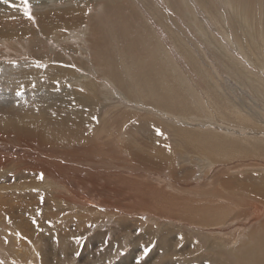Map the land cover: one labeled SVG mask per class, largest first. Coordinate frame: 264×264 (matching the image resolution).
Masks as SVG:
<instances>
[{
	"label": "rangeland",
	"instance_id": "obj_1",
	"mask_svg": "<svg viewBox=\"0 0 264 264\" xmlns=\"http://www.w3.org/2000/svg\"><path fill=\"white\" fill-rule=\"evenodd\" d=\"M22 1L0 0V264H127L126 237L177 264L170 232L264 264V0H48L50 37L7 42Z\"/></svg>",
	"mask_w": 264,
	"mask_h": 264
},
{
	"label": "bare ground",
	"instance_id": "obj_2",
	"mask_svg": "<svg viewBox=\"0 0 264 264\" xmlns=\"http://www.w3.org/2000/svg\"><path fill=\"white\" fill-rule=\"evenodd\" d=\"M36 1V0H35ZM23 2V1H22ZM38 6V5H37ZM32 7V6H31ZM36 9V8H35ZM72 16V15H71ZM60 22V21H59ZM245 36H247V35H245ZM245 38H247V37H245ZM245 48V47H244ZM259 50V49H258ZM218 56V55H217ZM76 109V108H75ZM58 117V116H57ZM99 118V117H98ZM79 119V118H78ZM93 119V118H92ZM48 123H54V120L53 121H49ZM82 124H83V122H82ZM46 125H47V123H46ZM10 127H12L11 129L12 130H10V132H15V128H14V126L11 124L10 125ZM79 126H76V128H78ZM151 127H154V124H152V123H143L142 125H140V126H138V127H136V130H138V131H145L146 130V132H147V129H150ZM46 128L47 129H44V128H39L38 126H35V127H33V128H31V129H29L27 132H26V136L27 137H30V138H33L34 140H37L38 142H40L41 144H51V143H53V139L51 138V137H49L48 136V131L47 130H49V126H46ZM157 128V127H156ZM151 130V129H150ZM151 132V131H150ZM153 132H157V131H153ZM144 133V132H143ZM152 133V132H151ZM12 134V133H11ZM153 134H155V133H152L151 135H153ZM158 136H159V131H158ZM54 135V134H53ZM144 135H145V133H144ZM149 136V135H148ZM155 136V135H154ZM145 137L146 136H144V139H145ZM150 138V137H149ZM156 138H157V136H156ZM147 139V138H146ZM153 139V138H152ZM158 139H160V138H158ZM158 142V141H157ZM156 143V142H155ZM161 143H163L162 142V140H160L159 141V143H157L156 145H154L152 142H150V141H145V140H143V141H141L140 142V145L141 146H143L144 148H146L147 150H149L150 152H151V154H153L154 156H156L157 157V159L159 158V146H161V145H163V144H161ZM159 144H161V145H159ZM162 148H163V146H161V150H162ZM148 151V152H149ZM155 153V154H154ZM160 153H161V151H160ZM148 154V153H147ZM152 155V156H153ZM149 157V156H148ZM136 159L137 160H139V161H143V160H145L146 162L145 163H148L150 166H152L153 168H154V165L156 164V162L157 161H155V160H148V158H147V160H146V158L145 157H143V156H141L140 154H136ZM165 169V168H164ZM45 170H47V169H45ZM157 171V170H156ZM143 173V172H142ZM138 181V180H137ZM141 184V183H140ZM138 185H139V183H138ZM230 185H231V181L229 180V181H226L225 182V186L226 187H230ZM134 186V185H133ZM144 186V185H143ZM250 186V185H249ZM139 188H141V186L139 187ZM147 188V187H146ZM242 188V187H241ZM248 188H250V187H248ZM142 189V188H141ZM244 191H246V190H244ZM253 192H254V194L256 195V196H258V197H260V195H261V190H260V188L258 189V188H256V189H253ZM144 193H145V191H144ZM133 197H134V195H133ZM260 199L261 200H263L264 201V198H261L260 197ZM263 209V208H262ZM261 209V210H262ZM262 213V212H261ZM209 217V216H208ZM203 218V217H202ZM259 219V218H258ZM177 222V221H176ZM222 222V221H221ZM264 222V221H263ZM171 224V223H170ZM204 225V224H203ZM143 230V229H142ZM136 231H138V230H136ZM147 231H148V229H147ZM158 231V230H157ZM128 232H130V231H128ZM150 232V231H149ZM167 233V232H166ZM169 233V232H168ZM147 234V233H146ZM173 233H169V234H164V235H162V238H158V237H160V236H158L157 234L154 236V238L152 239V240H154L153 242L155 243V245H156V247L158 248L159 247V249L161 250V251H164V253L165 252H168V251H170L171 249H172V247H174V249H172L173 250V253L175 252V254H176V257H177V259H175L174 260V262L175 263H177V264H181V261L183 260V259H185V258H189L190 256H192V255H196V254H198L197 255V257H195L194 259V262H195V264L196 263H198L199 264V262H200V260L201 259H203V256L199 253V248L197 247L198 245H196L195 244V242L194 241H192V240H189L187 237V239L185 238V236H176V238L175 239H173V241L172 240H170V239H172V235ZM153 235V234H152ZM141 236V235H140ZM99 237V236H98ZM104 238H105V236H103ZM126 237V236H125ZM171 237V238H170ZM144 238H146V237H144ZM174 238V237H173ZM119 239V238H118ZM114 241H112V242H114V243H119L120 242V240L121 239H119V241L118 240H115V239H113ZM124 241H125V243L124 242H122V243H124V249L126 250H128L127 252H125L126 254L122 257V258H120V263H127V264H131L132 262H133V259H135L136 258V256H137V252H138V246H139V244H140V239L137 237L136 239H131L130 237H126L125 239H123ZM64 241H60L59 243H63ZM148 242V241H147ZM149 243H150V241H149ZM176 243V244H175ZM219 243V242H218ZM142 245V244H141ZM57 246H58V244H57ZM115 246H116V244H115ZM70 247V246H69ZM118 247H121V245L119 244V246ZM113 248V247H112ZM114 248H117V247H114ZM141 248V247H140ZM146 248V247H145ZM110 249V248H109ZM123 249V248H122ZM115 250V249H114ZM113 250V251H114ZM119 250V249H118ZM142 251H144V250H142ZM151 251V250H150ZM156 251V250H155ZM118 252V251H117ZM145 253V252H144ZM150 253V252H149ZM153 254V253H152ZM157 254V253H156ZM139 255V254H138ZM147 255V254H146ZM118 256V255H117ZM149 256V255H148ZM166 256V255H165ZM150 257H151V255H150ZM143 258V257H142ZM140 259V258H139ZM151 259V258H150ZM143 260H146V259H143ZM149 260V259H148ZM209 260V259H208ZM189 261V260H188ZM209 261H212V263H213V261L214 260H212V259H210ZM261 261V262H260ZM138 263H139V260L137 261ZM152 262V261H151ZM184 262V261H183ZM185 262H187V261H185ZM202 262V261H201ZM248 262V261H247ZM253 263H254V261H253ZM133 264V263H132ZM183 264V263H182ZM221 264H223V263H221ZM255 264H263V259H260V260H257L256 262H255Z\"/></svg>",
	"mask_w": 264,
	"mask_h": 264
},
{
	"label": "crops",
	"instance_id": "obj_3",
	"mask_svg": "<svg viewBox=\"0 0 264 264\" xmlns=\"http://www.w3.org/2000/svg\"><path fill=\"white\" fill-rule=\"evenodd\" d=\"M66 6H63L62 9L68 8L70 9H76V10H92L94 9V6L96 5V1L99 2V0H63ZM91 1V2H89ZM49 3L48 0H28V5L30 6V13L31 16H29L25 11V5L24 3L19 2L20 6V16L18 17L17 25L15 26L12 33H14V36H7L3 40L7 42H23V44H34L37 37L43 38V40L46 41L47 38L50 37V34H46V28L48 26H51V14L44 13L40 16H35L34 12H45L49 6L47 5ZM38 4V6L36 5ZM32 6V7H31ZM36 8V9H35ZM36 26L39 27V29H36Z\"/></svg>",
	"mask_w": 264,
	"mask_h": 264
},
{
	"label": "snow or ice",
	"instance_id": "obj_4",
	"mask_svg": "<svg viewBox=\"0 0 264 264\" xmlns=\"http://www.w3.org/2000/svg\"><path fill=\"white\" fill-rule=\"evenodd\" d=\"M5 2H9V0H5ZM23 3L25 5V11L26 13L31 16V13H30V6L28 5V0H23ZM42 178V177H41ZM147 251V249L145 250Z\"/></svg>",
	"mask_w": 264,
	"mask_h": 264
}]
</instances>
